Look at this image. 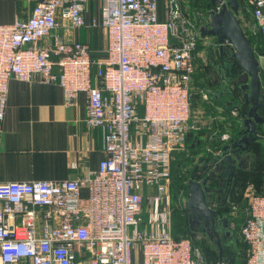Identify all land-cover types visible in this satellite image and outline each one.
I'll return each instance as SVG.
<instances>
[{
    "label": "built area",
    "instance_id": "1",
    "mask_svg": "<svg viewBox=\"0 0 264 264\" xmlns=\"http://www.w3.org/2000/svg\"><path fill=\"white\" fill-rule=\"evenodd\" d=\"M190 1L165 0L161 19L158 0H102L91 24L105 30L103 59L55 33L58 14L84 26L88 0H37L26 19L0 24V123L11 78L54 83L66 104L85 95L84 125L101 130L104 153L97 170L73 179L0 182V264H204L189 238L173 235L170 191L191 129L199 28L220 10L205 15ZM236 16L259 61L264 0H239ZM187 196L181 190L177 205ZM244 198L245 264H264V194L248 185Z\"/></svg>",
    "mask_w": 264,
    "mask_h": 264
},
{
    "label": "crops",
    "instance_id": "2",
    "mask_svg": "<svg viewBox=\"0 0 264 264\" xmlns=\"http://www.w3.org/2000/svg\"><path fill=\"white\" fill-rule=\"evenodd\" d=\"M36 1L0 0V24L12 23L16 18L26 19ZM164 2L158 0L161 19L164 18ZM101 4L102 0H88L84 13L85 25L78 29H71L67 19L58 14L59 25L55 30V33L69 40L88 44L98 59L105 57L106 33L103 28L92 26L91 22L99 19ZM49 41L50 38L45 42ZM200 46L195 60V91L204 80L205 70H208L212 80H222V75L207 65V50L202 43ZM227 100L224 104L228 103ZM85 102V95L80 93L74 104L64 103L62 91L54 83L11 78L5 113L0 123V182L59 181L97 170L104 157L102 132L99 128L85 127ZM202 107L197 106L195 109L203 110L200 117L205 122L194 125L195 128L191 126L187 141L190 136L192 138L189 141L195 140L194 137L196 140L203 138V134L212 128L216 120L222 121L225 117L220 106H215L216 115L212 111L205 114L206 110ZM193 134L196 136L193 137ZM190 144L187 143L188 146ZM81 194L86 195V190H82Z\"/></svg>",
    "mask_w": 264,
    "mask_h": 264
},
{
    "label": "trees",
    "instance_id": "3",
    "mask_svg": "<svg viewBox=\"0 0 264 264\" xmlns=\"http://www.w3.org/2000/svg\"><path fill=\"white\" fill-rule=\"evenodd\" d=\"M190 3L191 5L193 4L194 7L200 8V3L195 2V0H191ZM201 6H203L202 12L206 15L209 7H205L204 5ZM248 41L252 44L250 38H248ZM199 47L201 46L198 45V49H200ZM205 71L203 77L204 80L200 83L198 87L199 89L191 92V109L193 111L197 106H204L203 108L206 110L205 113L212 111V113L216 115L215 113L218 112L216 111L215 106L217 105L221 107V113L225 116V119L222 121L216 120L212 124V128L206 130L203 138L199 137V139L196 140V137H194L195 140L192 139V141H189V139L192 138V136H190L188 141L186 140L185 150L174 153L175 158L172 163V183L170 187L173 198V235L176 238H189L193 247H199V244L195 240L193 242V237L189 233L190 229L187 217V207L182 208L176 203L178 195L181 190L188 193V183L191 180L196 179L197 173H199V175L202 174V172H198L199 167L203 164H209L216 156L207 152L206 147L221 150L222 152L224 145L233 143L243 135L245 129L243 120L246 117L249 108L248 104L243 101V93L235 82V77L240 72L236 62L233 63L232 67L233 76L231 83H229L232 92L229 96L222 94L225 83L223 77H219L222 79L219 83L217 82V78L212 80L208 70ZM262 78H264V74H261V79ZM203 92L208 94L209 102L202 99ZM214 94H216L217 97H215ZM227 99L234 100L238 103V106L233 108L237 111L236 116H231L230 110L224 105V102H226ZM261 114L264 116V110L261 111ZM214 131H217L215 132V135ZM226 131L229 132L230 137L227 141H221L219 136ZM259 134L264 136V125L259 127ZM261 139L264 140V138H260V140ZM258 140L251 144V157H249V160L246 161L244 166L238 167L232 177V187L229 191V198L226 201V207H217L216 210L220 217H226V230L230 231L229 234L224 232L220 234L222 255L224 258H228L227 264H245L247 246L240 236V227L245 219V206L247 205V200L244 198L245 188L248 185H252L256 193L264 194V158L261 159L262 164L257 163L260 161L258 158L259 154H264V145L257 143ZM189 142H191L190 146L187 145ZM260 151L261 153H259ZM233 204L239 206L237 216L235 217L230 213ZM231 223H233V226H231ZM209 243L214 246L215 250L211 248L210 245L205 248L200 245L203 248L201 254L206 264H216L219 251L215 242L209 240Z\"/></svg>",
    "mask_w": 264,
    "mask_h": 264
},
{
    "label": "water",
    "instance_id": "4",
    "mask_svg": "<svg viewBox=\"0 0 264 264\" xmlns=\"http://www.w3.org/2000/svg\"><path fill=\"white\" fill-rule=\"evenodd\" d=\"M205 7L213 8L220 4V10L209 11L208 20L199 28L200 36H212L215 38L219 48L227 42L226 46H231V57L237 63L240 72L235 77V82L242 91V99L248 104V112L243 120L245 127L243 135L231 144H226L222 152L216 155L209 164L199 167L196 179L188 183L187 209L189 228L196 231L201 228L203 235L215 242L219 254L216 264H227L228 258L222 255L220 234H229L226 230V217H220L216 212L217 207H213L210 200L212 195L219 190L220 177L227 175L233 177L238 167L244 166L249 159L251 144L264 138L259 134V127L264 125V92H262L261 67L246 35L237 19L239 0H196ZM211 50V49H210ZM226 81L224 83L223 95H231L229 83L232 79V62L227 61ZM228 84V85H226ZM217 97L216 94H214ZM227 109L231 110L238 106L234 100L228 101ZM208 172L209 176L204 174ZM223 229V231H221ZM204 264L206 262L203 259Z\"/></svg>",
    "mask_w": 264,
    "mask_h": 264
},
{
    "label": "flooded vegetation",
    "instance_id": "5",
    "mask_svg": "<svg viewBox=\"0 0 264 264\" xmlns=\"http://www.w3.org/2000/svg\"><path fill=\"white\" fill-rule=\"evenodd\" d=\"M201 43L203 44L204 48L207 50V53H208L207 55L209 58V62H207V65L210 66L212 68V70H215L220 75H222V77L224 78V81L227 82L226 81V69H225L226 65H228L227 61L232 62V64L234 63V60L231 57L232 53L230 51V48L228 46H226V44H224L222 48H219V45L216 43L215 38L212 36H206V37L201 36ZM232 67H231V69H232ZM226 85H228V84H226ZM224 90H226V89H224ZM227 102H228V100H227ZM205 176H209V173L206 172L204 174V177ZM218 181L221 182V184L219 186L220 191H216L213 193L212 199L210 200V202H211L213 207L224 208V207H226V201L229 198V191L232 187V184H231L232 177L227 175L225 178L220 177ZM187 217H188V212H187ZM221 231H223V229ZM189 233L192 235V237H195L198 234L203 235L200 227H198V229L196 231H193L190 229ZM203 236H205V235H203ZM205 237H207V236H205Z\"/></svg>",
    "mask_w": 264,
    "mask_h": 264
},
{
    "label": "rangeland",
    "instance_id": "6",
    "mask_svg": "<svg viewBox=\"0 0 264 264\" xmlns=\"http://www.w3.org/2000/svg\"><path fill=\"white\" fill-rule=\"evenodd\" d=\"M205 58V57H204ZM206 59V58H205ZM207 61V60H206ZM259 64H260V66L262 67V68H264V58H260L259 59ZM197 109V108H196ZM194 110V112H193V116H192V121L190 120V124H191V126H193L194 127V125H198V123L199 124H203L204 122H205V119H203L202 117H200V116H202V112L200 113V112H198V110ZM206 114V113H205ZM195 128V127H194ZM189 132H190V130H189ZM189 134V133H188ZM194 136H196V135H194L193 134V137ZM205 135L203 134V137H204ZM262 136V135H261ZM207 137V136H206ZM262 137H264V136H262ZM257 143H259V144H262V145H264V140H258L257 141ZM259 153H261V151L259 152ZM258 158H259V162H257V163H261L262 161H261V159L262 158H264V154H259V156H258ZM262 164V163H261ZM192 240H193V242H194V240L199 244V247H197V248H199L200 249V252L202 251L203 252V248L202 247H207V246H209L210 245V243H209V240H208V238L207 237H205V236H203L202 234H198V235H196L195 237H193L192 238ZM202 247H201V246ZM197 246V245H196ZM211 246V248H213L214 249V246L213 245H210ZM215 250V249H214Z\"/></svg>",
    "mask_w": 264,
    "mask_h": 264
}]
</instances>
